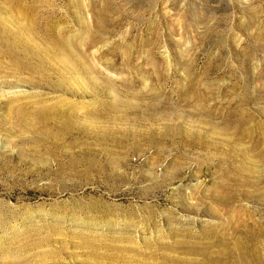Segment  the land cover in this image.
Wrapping results in <instances>:
<instances>
[{
  "label": "rangeland",
  "instance_id": "1",
  "mask_svg": "<svg viewBox=\"0 0 264 264\" xmlns=\"http://www.w3.org/2000/svg\"><path fill=\"white\" fill-rule=\"evenodd\" d=\"M263 139L264 0H0V264H264Z\"/></svg>",
  "mask_w": 264,
  "mask_h": 264
},
{
  "label": "bare ground",
  "instance_id": "2",
  "mask_svg": "<svg viewBox=\"0 0 264 264\" xmlns=\"http://www.w3.org/2000/svg\"><path fill=\"white\" fill-rule=\"evenodd\" d=\"M193 96H194V95H193ZM190 98H191V97H190ZM194 98H195V97H194ZM198 98H201V97H198ZM194 100H196V99H194ZM241 114H242V113H241ZM244 114H245V113H244ZM238 115H239V114H238ZM244 116H245V115H242V117H244ZM236 118H237V117H236ZM240 118H241V117H240ZM245 118H247V117H245ZM237 120H240V119H237ZM241 120H242V119H241ZM244 120L246 121V119H244ZM234 122H235V121H234ZM236 122H237V121H236ZM238 122H239V121H238ZM240 122H241V121H240ZM235 124H237V123H235ZM256 125H257V124H256ZM233 126H234V125H233ZM239 126H240V124H239ZM240 127H241V126H240ZM236 128H237V127H236ZM246 129H247V128H246ZM245 132H246V131H245ZM253 132H254V131H253ZM248 133H251V134H252V132H250V128H249V132H248ZM242 134H243V133H242ZM246 134H247V133H246ZM247 135H248V134H247ZM254 135H256V134H254ZM248 136H249V135H248ZM251 136H252V135H251ZM259 136H261V135H258V137H259ZM253 138H254V137H253ZM263 140H264V139H263ZM263 140H262V141H263ZM88 211H89V210H88ZM100 211H101V210H100ZM80 214H81V213H80ZM107 214H108V213H107ZM75 215H76V214H75ZM80 216H81V215H80ZM239 224H240V223H239ZM229 225H230V224H229ZM237 226H238V225H237ZM242 228H243V226H242ZM248 228H249V227H248ZM171 235H172V234H171ZM250 235H251V234H250ZM87 236H88V235H87ZM91 236H92V235H91ZM222 236H223V235H221L220 238H223ZM237 236H238V235H237ZM239 236H240V235H239ZM83 237H85V236H83ZM93 237H94V236H93ZM218 237H219V236H218ZM46 238H47V237H46ZM80 238H81V235H80ZM86 238H87V237H86ZM94 238H95V237H94ZM206 238H207V237H206ZM215 238H217V235H216ZM240 238H241V237H240ZM39 239H40V238H39ZM44 239H45V238H44ZM98 239H99V238H98ZM98 239H97V240H98ZM218 239H219V238H218ZM224 239H225V237H224ZM40 240H41V239H40ZM46 240H47V239H46ZM176 240H177V239H176ZM213 240H214V239H213ZM219 240H220V239H219ZM221 240H223V239H221ZM255 240H256V239H255ZM95 241H96V240H95ZM177 241H178V240H177ZM241 241H242V239H241ZM44 242H45V241H44ZM48 242H49V241H48ZM83 242H84V241H83ZM143 242H144V241H143ZM174 242H175V241H174ZM213 242H214V241H213ZM215 242H216V240H215ZM252 242H253V241H252ZM252 242H251V243H252ZM36 243H37V242H36ZM80 243H81V242H80ZM84 243H85V242H84ZM89 243H90V242H89ZM175 243H176V242H175ZM216 243H217V242H216ZM222 243H223V242H222ZM222 243H221V244H222ZM229 243H230V242H229ZM248 243H249V241H248ZM210 244H212V242H211ZM210 244H209V245H210ZM221 244H220V245H221ZM253 244H254V243H253ZM82 245H84V244L82 243ZM179 245H180V244H179ZM199 245H201V244H199ZM202 245H203V244H202ZM213 245H214V244H213ZM80 246H81V245H80ZM85 246H86V245H85ZM87 246H88V245H87ZM89 246H90V244H89ZM91 246H92V243H91ZM171 246H172V245H171ZM184 246H185V244H184ZM191 246H192V245H191ZM223 246H224V245H223ZM223 246H222V247H223ZM231 246H232V245H231ZM249 246H250V245H249ZM205 247H206V246H205ZM220 247H221V246H220ZM238 247H239V245H238ZM250 247H251V246H250ZM93 248H95V246H94ZM106 248H107V247H106ZM185 248H186V247H185ZM194 248H195V247H194ZM217 248H219V247H217ZM230 248H231V247H230ZM95 249H96V248H95ZM121 249L125 250L123 247H122ZM121 249H120V250H121ZM134 249H135V248H134ZM174 249H175V248H174ZM174 249H172V250H174ZM182 249H183V248H182ZM182 249H181V250H182ZM201 249H202V248H201ZM219 249H220V248H219ZM250 249H251V248H250ZM253 249H254V248H253ZM87 250H89V249H87ZM92 250H94V249H91V251H92ZM150 250H151V249H150ZM175 250H176V249H175ZM175 250H174V251H175ZM234 250H235V249H234ZM125 251H126V250H125ZM170 251H171V250H170ZM176 251H177V250H176ZM182 251H183V250H182ZM253 251H254V250H253ZM10 252H11V251H10ZM56 252H57V250H56ZM86 252H87V251H86ZM94 252L96 253L95 250H94ZM98 252H99V251H98ZM118 252H119V251H118ZM161 252H162V251H161ZM185 252H186V251H185ZM194 252H196V251H194ZM218 252H219V250H218ZM239 252H240V251H239ZM51 253H52V252H51ZM92 253H93V252H92ZM92 253H91V254H92ZM112 253H113V252H111L110 254L112 255ZM122 253H124V251H123ZM126 253H128V252H126ZM140 253H141V252H140ZM172 253H173V252H172ZM187 253H188V252H187ZM187 253H186V254H187ZM190 253H191V252H190ZM198 253H199V252H197L196 254H198ZM213 253L216 254L217 252L214 251ZM213 253H212V254H213ZM233 253H234V252H233ZM236 253H237V252H236ZM236 253H235V254H236ZM250 253H251V252H250ZM44 254H48V252H47V253H44ZM97 254H98V253H97ZM107 254L109 255V252H107L105 255H107ZM128 254H129V253H128ZM191 254H193V253H191ZM205 254H206V253H205ZM210 254H211V252H210ZM212 254H211V255H212ZM87 255H88V254H87ZM99 255H100V254H99ZM116 255H117V254H116ZM126 255H127V254H126ZM189 255H190V254H189ZM199 255H200V254H199ZM199 255H198V256H199ZM217 255H218V254H217ZM217 255H216V256H217ZM219 255H220V254H219ZM231 255H233V254H231ZM237 255H238V254H237ZM244 255H245V254H244ZM259 255H260V254H258V255H256V256H259ZM109 256H110V255H109ZM112 256H113V255H112ZM123 256H124V255H123ZM154 256H155V255H154ZM167 256H168V255H167ZM194 256H195V255H194ZM198 256H197V257H198ZM200 256H202V255H200ZM209 256H210V255H209ZM222 256H223V254H222ZM224 256H225V255H224ZM235 256H236V255H235ZM56 257H57V256H56ZM106 257H108V256H106ZM114 257H115V254H114ZM125 257H126V256H125ZM144 257H145V256H144ZM217 257H218V256H217ZM252 257H253V256H252ZM260 257H261V256H260ZM137 258H138V257H137ZM228 258H229V257H228ZM127 259H128V258H127ZM162 259H163V258H162ZM182 259H183V258H182ZM191 259H192V258H191ZM236 259H237V257H236ZM254 259H255V258H254ZM254 259H253V260H254ZM260 259H261V258H260ZM125 260H126V259H125ZM128 260H129V259H128ZM151 260H152V259H151ZM151 260H150V261H151ZM171 260H173V259H171ZM179 260H180V259H179ZM179 260H178V261H179ZM186 260H187V259H186ZM189 260H190V259H189ZM195 260H196V259H195ZM197 260H199V259L197 258ZM207 260H208L210 263H212V262H216V261H214L212 258H208ZM239 260H240V259H239ZM258 260H259V259H258ZM115 261H117V260H115ZM144 261H145V260H144ZM155 261H156V260H155ZM173 261H174V260H173ZM184 261H185V260H184ZM191 261H193V260H191ZM191 261H190V262H191ZM240 261H241V260H240ZM240 261H239V262H240ZM256 261H257V260H256ZM146 262H147V257H146ZM171 262H172V261H171ZM175 262H177V261H175ZM175 262H174V263H175ZM185 262H186V261H185ZM188 262H189V261H188ZM199 262H200V261H199ZM234 262H235V261H234ZM234 262H233V263H234ZM248 262H249V260H248ZM261 262H262V261H261ZM133 263H134V262H133ZM157 263H158V262H157ZM179 263H180V261H179ZM179 263H178V264H179ZM182 263H183V262H182ZM193 263H194V262H193ZM202 263H203V262H202ZM253 263H254V262H253ZM256 263L258 264L259 261L256 262ZM256 263H255V264H256ZM144 264H145V262H144ZM183 264H184V263H183ZM186 264H187V262H186ZM214 264H215V263H214ZM225 264H228V262H226ZM231 264H232V262H231ZM249 264H250V263H249ZM251 264H252V263H251ZM261 264H262V263H261Z\"/></svg>",
  "mask_w": 264,
  "mask_h": 264
}]
</instances>
